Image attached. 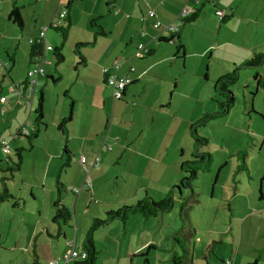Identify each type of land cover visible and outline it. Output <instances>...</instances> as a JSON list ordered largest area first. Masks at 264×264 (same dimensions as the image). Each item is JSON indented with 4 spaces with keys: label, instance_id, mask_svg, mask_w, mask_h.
<instances>
[{
    "label": "rangeland",
    "instance_id": "374dc122",
    "mask_svg": "<svg viewBox=\"0 0 264 264\" xmlns=\"http://www.w3.org/2000/svg\"><path fill=\"white\" fill-rule=\"evenodd\" d=\"M30 1L15 0L25 20L24 29L21 30L17 25L8 23L3 16L0 18V32L8 38L4 48L0 45V59L4 64L10 63V56L18 53L17 46L20 44L18 40L24 38L27 42L30 34L35 31L33 16L37 13L38 7H36L35 0ZM70 1L63 0L61 2V9H64L69 15L62 21V26L66 27L70 23L68 39L62 50L65 62L56 68L54 53H49L46 59L51 65L44 64V69L53 72L59 79L53 84L49 78L41 77L43 82L47 81L50 84L49 89L45 92V100H47L51 114L57 106L59 97L64 99L65 91L75 88V79L79 75L81 66L79 65V56L92 58L91 54L93 53L94 61H99L101 57L98 54L106 48L105 42L107 41L104 38H99L95 45L96 48H94L92 42L97 31L92 26L91 20L97 19L99 25L107 17L110 20L111 14L108 13L107 0H75L70 7H67V3ZM206 8L214 14L213 5L208 4ZM52 10L54 12L55 8L53 9L50 2L40 8L41 14L45 16L52 13ZM215 19L220 22L218 18ZM194 24L193 22L187 26ZM210 26L211 23L208 20L199 23L197 27L194 25L189 31L191 35L189 43H193L192 40L200 34L206 39L210 35V41L216 44L217 35L214 33L217 32ZM15 35L18 36V39L14 38ZM255 37H259L258 41L264 42V29L259 28V34ZM47 43L53 48L59 47L62 43L60 31L51 29L47 32ZM78 44L85 45L77 48ZM193 47L196 48L195 42ZM20 52L21 50L19 51L20 56L22 53L24 54V52ZM260 52H264V48ZM209 58V55L205 59L190 55L187 66H182L184 73L178 77L176 89V92L178 91L180 94L174 99L172 118L178 116L194 124L204 114L217 112L216 104L212 100L214 97L212 78H214L215 67H217V73L224 70L221 67L222 57L219 54L217 58L211 60ZM90 69L91 66L82 73L87 74ZM26 72L21 66L18 68L20 77L25 76ZM3 73L6 74L5 69H3ZM256 73L264 76V65L260 68L241 69L239 80L231 89L234 103L229 113L210 120L206 126L198 129V132L209 141L202 151L210 152L213 158L211 172L201 173L199 179L194 182L193 192L196 201L190 197L192 191L187 190L183 196L189 198L191 203L186 208V215H181V200L176 196L171 211L155 218H147L151 225L142 238H154L155 241L150 245L155 247L150 250L147 249L150 245L145 247L143 251L145 255L135 258L133 264H167L170 261H166L168 256L170 259L173 257L172 250L175 246H178L180 255L183 254L181 245L186 246L189 252L188 264H226L228 260H233L234 264H264V89L256 88L254 80ZM205 74L208 75V79L205 78ZM7 79L10 80L9 77ZM81 83L86 86L85 79L82 77L78 86ZM175 85L173 84L172 89L175 88ZM63 87H66L64 92ZM37 96L39 99L40 94ZM37 102L38 100L35 99L34 107H38ZM2 109L1 114L4 115L6 108H4V113ZM25 110V117L28 116L32 125L30 130L36 132L37 127L34 124L36 113L32 110L29 117L27 106H25ZM43 121L39 129L40 137H37L33 142V150L27 149L23 152L20 171L16 172L14 177L7 182L15 201L18 200L22 203V208H14L13 200L0 204V264H31L33 251L36 249L41 255L40 264H48L49 259H67L72 251V247L68 244L75 238L76 208L74 201L76 196L69 189L76 185L71 183L69 168L59 172L60 160H53L52 164L49 163L48 144H50L51 138L59 135L61 131L57 129V126L52 127L48 123V115L47 119L45 117ZM172 121L176 124V121L180 120ZM172 139L170 135H162L161 142L167 145ZM188 140L191 144L194 142L190 134ZM239 152L246 153L245 160L248 166L246 170L238 169L239 164H242ZM0 153L5 156L2 150ZM1 155L0 157H2ZM190 158H192L190 150H187L184 160L188 161ZM137 164L140 166L136 173L144 176V179H136L131 174L135 171L134 165ZM150 165L153 168H150ZM110 166L114 169L111 171V178L105 183L106 189L110 190L116 186L124 187L126 183V190L132 187L135 191L140 190V199L148 193L151 198L160 201L167 194L160 193V189L157 190V188L165 184L170 186L167 190L169 191L172 187L179 185L182 177L185 176L181 171L175 175L172 166L150 163L148 160H138L134 157L121 161L113 159ZM147 167L149 168L144 173ZM58 174L61 176L62 184L60 200H65L73 213L71 223L62 225L61 230L64 234L71 232L67 236H62V234L58 236L59 226L52 221L56 209L50 203L49 198L51 195H57ZM9 176L8 172H0V181L3 177ZM36 197L37 199H35ZM88 206L86 201L77 207V216L80 218L81 225L85 227L82 229V241L78 240L76 249L78 252L82 250L86 230L92 227L96 219L94 215H97L98 219H104L107 210H111L107 209L109 207L107 204L105 205L104 200H99V203L92 202L89 214ZM114 208L116 207L114 206ZM132 218L128 224H131ZM127 226L124 227L120 221L116 220L108 226H102L96 230L95 238L100 244L96 245L100 252L97 264H132V257H126L127 247L131 245L130 247L135 249L138 246L141 241L138 235L141 226L138 227L136 221L132 223L130 231ZM41 228H48L53 237L42 233ZM35 229L37 232L33 234ZM126 231L128 232L126 233ZM120 253H122L121 260L118 261Z\"/></svg>",
    "mask_w": 264,
    "mask_h": 264
},
{
    "label": "crops",
    "instance_id": "0c3cea01",
    "mask_svg": "<svg viewBox=\"0 0 264 264\" xmlns=\"http://www.w3.org/2000/svg\"><path fill=\"white\" fill-rule=\"evenodd\" d=\"M33 1L31 0L30 2ZM35 1L37 3L36 7H38L37 13L33 16L35 31L30 34V38L34 39L38 37L40 31L50 28L54 18L63 10L61 9L63 0ZM48 2L53 5L55 10L45 16L41 14L40 8ZM106 2L108 13L111 14V17L109 16L110 20L107 17L100 26L104 28L107 34L104 37H95L94 35L92 42L94 48H96L95 45L98 43V39L104 38L107 41L105 42L106 48L101 51L102 54H98L101 57L99 61H94L95 56L93 53L91 54L93 59L79 56V65L81 66L79 75L75 79V88L69 91H65L66 87L62 89L63 92L65 91L64 97L69 99L71 104L65 98L59 97L57 106L51 114L50 107L47 105V100H45V92L49 89L50 84L47 81L43 82L42 78H52L55 82L50 80L54 84L59 77L56 78L53 72H48L46 69H44V76L38 78V86L31 97L27 96L26 90H23L21 95L19 94V85L26 81L29 67L33 61L30 59V49L33 46L29 42L30 38L27 42L24 38L18 40L20 42L19 46H17L19 50L18 53L13 55L14 61L4 64L2 59H0V99H7L5 104L0 101V123L2 124L0 126V149L3 142H7L12 150L8 157L2 156L0 153L2 156L0 157V172H4L8 167L14 166L10 164L8 159L13 157L17 150L30 148L24 129H27L30 134L33 131L30 130L32 125L30 120H28V116L27 118L25 117V106L28 107V115L30 117L32 110L36 113L37 107H34L35 99L38 100V107L41 102L43 118L46 117L47 119L48 115V123L52 127L57 126V129L63 120L69 116L71 117L70 122L67 124L69 165L65 166L66 160H64V157L66 155L64 154V135L62 133L51 138L47 147L49 152L47 158L51 164L53 160H60L59 172L69 168L71 171V174H69L71 183L76 185L69 189L76 196L74 201L76 229L74 230V240H70L68 244L70 245L71 242H74L75 251H77L78 240L82 241V229H85L77 216L78 205L87 201L89 214L92 202L99 203V200L105 201V205L107 204L109 207L107 209H117V207L119 209L121 206L131 205L133 202L140 200V190L135 191L133 187L126 190V183L124 187L116 186L110 190L106 189L105 183L111 178V171L114 169V167L110 166L113 159H120L121 161L125 158L134 157L138 160H148L150 163L165 164L169 167L172 166L176 175L178 171L182 172L181 165L186 162L184 158L187 156V150H190L192 155L194 144H191L188 140L192 123L175 115L172 118V105L175 97L180 94L178 91L176 92L177 79L181 77V73H184L182 66H187L189 56L193 55L200 59H205L209 55L211 60L212 58H217L219 54L222 57L221 67L224 71L217 73V67L214 68V78L212 79L216 83L221 76L230 73L229 71L232 72L235 67L247 62L252 54L264 48V42L258 41L259 37H255L259 34V28L264 29V0H201V4H197L196 7L191 4V7L201 9L199 18L194 22V25L197 27L201 22L210 21V28L215 29L217 32L214 33L217 35V40L215 44L210 41V35L206 39V37L199 34L198 37L192 40L196 44V48H194L193 43H189L191 40L189 31L194 25L187 26L184 23L180 27L179 33V39L185 48L184 55L181 52L176 54V43H171L170 41L160 42L162 38H168L171 35L164 27L155 28L154 22L158 20L162 23V26L173 24L178 19L183 6L187 5V0H107ZM14 3L15 0H0V18L3 16L8 23H11L9 15ZM208 4L214 6V14L206 8ZM68 6L69 2L67 3ZM151 9L155 11L156 18L149 17ZM217 10L224 12L225 17L219 18L216 15ZM68 17L69 15L66 18ZM21 18L25 24L23 15ZM215 18H218L220 22H217ZM224 18H226V21H223ZM70 20L72 22V15ZM47 32L45 34V45L55 50L53 46L47 43ZM117 33L118 35H116ZM14 38L18 39V36L15 35ZM7 39L0 32V45L3 48ZM205 41L207 42L204 43ZM79 45L84 46L85 44ZM140 46H144L151 53L142 52L143 57H137L135 53ZM20 50L24 52L21 56L19 55ZM49 53L53 52L46 51L44 53L45 59ZM115 62L119 63L116 74L128 76L132 79V83L127 87L120 100L114 99V90L108 87L105 82L108 75L115 73L113 67ZM20 66L27 71L25 76L20 77L21 75L18 74ZM90 66L91 69L87 74L82 73ZM3 69L6 70V74L3 73ZM8 77L10 80L7 79ZM81 77L85 79L86 86L82 83L78 86ZM209 78L211 77L209 76ZM173 84H176L174 89H172ZM39 94L40 98L38 99L37 95ZM181 95L185 97L183 93ZM58 96L61 95L58 94ZM170 99H172V102H170ZM2 107L6 108L4 115L1 114ZM36 119L37 114L34 121ZM174 119L180 121H176L177 123L175 124L172 121ZM162 135H170L173 139L166 145L161 142ZM38 137H40L39 134ZM108 144H112L113 149L111 151L106 148ZM97 157L100 159V164L97 168L91 169V164ZM139 166L138 164L134 165L135 171L131 172V174L136 179H144V176L136 173ZM149 167L153 168L152 165ZM59 178L61 180V176ZM87 180L90 182V187L83 189V184ZM137 187L139 188V186ZM169 187L163 184L157 190L160 189L159 192L165 195ZM73 188L80 189V191L74 193ZM56 198V194L51 195V198H49L53 207ZM61 202L64 205L67 204L63 199ZM67 206L69 205L67 204ZM96 216L94 215V218H97ZM134 221L138 223V227L141 226L139 234L137 233L141 241H139L135 249H132L131 245L127 247L126 257H132V264L135 258L140 255L144 256L145 247L155 241L154 238H142L149 230V225H151L149 220L142 216H134L132 218L131 224L127 226L128 231L131 230L130 228ZM36 232L35 229L33 234ZM41 232L51 236L48 228H41ZM62 233L67 236L71 232ZM95 242L96 245H100L97 238H95ZM82 251L83 247L79 252ZM174 254L180 255L178 246H175L172 250V255ZM121 255L122 253L119 254L118 261L121 260ZM39 256L41 257L40 254ZM54 260L61 259H49L48 262ZM166 261H169L167 264H171L172 258L170 259L168 256ZM69 264H72V262Z\"/></svg>",
    "mask_w": 264,
    "mask_h": 264
},
{
    "label": "trees",
    "instance_id": "16d2710c",
    "mask_svg": "<svg viewBox=\"0 0 264 264\" xmlns=\"http://www.w3.org/2000/svg\"><path fill=\"white\" fill-rule=\"evenodd\" d=\"M75 1V0H71L69 2V6L71 5V3ZM201 0H199L198 3H194L192 1H188L187 0V5L183 6V8L186 7V9L189 10V13L187 15V17L180 19V17H178V19L173 23V24H168L166 26H162L161 23V27L170 32V30H168V26H175L176 30L173 32H170V35L168 38H162L160 40V42H174L177 44V51L176 54L180 53L182 55H184V45H182L180 39H179V33H180V27L185 23V24H190L193 22H196L197 19L199 18L201 9L200 8H193L191 7V4L195 5V7L197 6V4H201L200 3ZM192 5V6H193ZM182 8V9H183ZM181 9V11H182ZM150 11H154V10H150ZM149 11V12H150ZM181 11L179 13V16L181 14ZM220 11V10H217ZM155 13V11H154ZM217 13V12H216ZM21 13H20V9L19 7L16 5V3L13 4L12 7V11L11 14L9 15V21L15 25H17L19 27V29H23L24 27V23L23 20L21 18ZM150 17V16H149ZM151 18H156V14L154 17ZM220 18V17H219ZM223 21H226V18L223 19ZM159 22L158 20H155L154 23ZM91 24L94 26V28L96 29V33L94 34L95 37H104L107 33L104 30V28L102 26H100L97 23V19H93ZM53 29V28H52ZM57 31H60L61 36H62V43L59 47H56L54 50V58L56 60L55 62V66L56 68L63 62H65V57L63 55V47L65 46V43L68 39V33L70 32V23H68V25L66 27L61 26L59 28L56 29ZM82 45H77V48H80ZM144 47V46H143ZM146 49V48H145ZM146 54L151 53V51H148L147 49L145 50ZM44 54V45L42 44H35L34 46H31L30 49V59L31 61H35L39 58H41ZM10 60L14 61V57L10 56ZM264 65V52H255L254 54H252L251 58L247 60V62L243 63L240 66L235 67L232 72L227 73L226 75L221 76L216 83H214L213 86V91H214V97L212 98L213 102L216 104L217 107V112L216 113H206L202 116L201 119H199L198 121H196L194 124L191 125L190 129H189V133L190 136L192 137V139L194 140V150L193 153L191 155L192 158H190V160L182 163L181 165V169L182 172L185 176L182 177L180 184L177 186L172 187L165 198L161 199L160 201H156L153 198H151L149 196L148 193L145 194V196L136 201L135 204H131V205H126L123 207H120L119 209H111L109 211H107V215L106 217L103 218H96L93 222L92 227L89 230H86L85 233V238H84V242H83V251H85L87 253V257L83 258V259H74L72 260V264H97V260H99V250L96 246V242H95V232L96 230H98L99 228H101L102 226H108L110 223H112L115 220L120 221L124 227L127 226L129 220L134 217V216H142L143 218H155L158 217L162 214H166L167 212L171 211L173 206H174V202L176 200V196L179 197V199L181 200L180 203V210H181V215L184 216L187 214L186 208L188 206V204L191 203V201L189 200V198H185V196H183L184 192L187 190H191V196L193 198L194 201H196V198L194 197V192H193V188H194V182H196L199 179V176L201 173H206V172H211V168H212V155L210 152H205L202 151V148L206 147L207 144L209 143L208 138H205L204 136H202L199 132L198 129L201 127H204L207 125V123L210 120H215L218 117H221L223 115H225L226 113H229V111L231 110V107L233 106L234 103V95L231 91L232 87L238 82L239 80V74H240V70L243 68H260ZM207 79V75L205 77ZM51 80H53V82H55L54 79L49 78ZM254 80H255V85L257 89H264V76H260L259 73H256L254 75ZM122 99V98H121ZM41 107H42V103L40 102L39 107H37L36 109V114H37V119L34 122V124L36 125L37 129L36 132L34 131L32 134L28 133L27 139H28V143L30 146V150L33 148V142L34 140L38 137L39 134V128L40 125L44 122L43 121V113L41 111ZM71 117L69 116L68 118H66L65 120H63L62 123H60L58 125V130L61 131V133L64 135L63 138V144H64V154L66 155V163L65 166L69 165V161H70V156H69V150H68V131H67V124L70 122ZM108 147H111L110 149ZM106 148L108 151H111L113 149L112 144H108L106 145ZM27 149H19L17 150V152H15V154H13L14 157H11L8 159V161L11 163H13L14 166L8 167L6 171H4L5 173H9L10 176L9 177H4L1 181V189H0V204L1 203H5V202H9L11 200L14 201V208H22V203H20L18 200L15 201V198L13 196V194H11L9 188H8V184L7 182H9L13 177L14 174L16 172H18L20 170V167H22V162H23V152H25ZM98 158V157H97ZM239 158L242 162V164L240 163L238 166V169L242 170H246L248 169V166L246 165V153L244 152H239ZM99 159V158H98ZM95 162V160H94ZM93 162V163H94ZM92 163V164H93ZM91 164V166H92ZM100 164V159L98 161V166ZM97 166V167H98ZM97 167H91V169H95ZM60 174L58 176V183H57V198L54 202V207L56 209V212L54 213L53 216V222L56 223L59 226L58 229V236L60 234H62V225H69L71 223V221L73 220V216H72V211L70 209L69 206L64 205L60 199H61V188H62V184L60 182ZM182 246V250H183V254L182 255H177L174 254L172 257V263L171 264H188L189 263V258H188V254L189 252L186 249V246L181 245ZM155 246H150L147 249L150 250ZM37 250V249H36ZM34 250L33 251V262L31 264H40L39 262V254L37 253V251ZM145 255V254H144Z\"/></svg>",
    "mask_w": 264,
    "mask_h": 264
},
{
    "label": "built area",
    "instance_id": "2783aa9c",
    "mask_svg": "<svg viewBox=\"0 0 264 264\" xmlns=\"http://www.w3.org/2000/svg\"><path fill=\"white\" fill-rule=\"evenodd\" d=\"M188 1H192L194 3H198L199 0H188ZM189 13V10L185 8L182 9L181 11V14H180V19L182 18H185L187 17ZM68 13L63 9L59 12V14L54 18L53 22H52V25L50 26V28H45L44 30L40 31L39 32V35L38 37H36L35 39L34 38H30L29 39V42L31 44H33V46L35 44H42L44 45V53L46 51L48 52H54V50L51 48V47H48L45 45V34L48 30H51L52 28L53 29H57L59 27L62 26V21L65 20V18L67 17ZM216 15L220 18H223L225 17V14L224 12L222 11H217ZM149 16L150 17H154L155 16V13L154 11H150L149 12ZM154 26L155 28H160L161 27V23L160 22H156L154 23ZM168 30H170V32H173L176 30V27L175 26H168L167 27ZM145 47L143 46H140L138 47V50H136V53L135 55L139 58H142L143 57V54L142 52L146 53L145 52ZM48 63V65H50V63L45 59V56L43 54V56L35 61H32L31 62V66L29 67V70H28V76L26 78V81L19 85V94L21 95L22 94V91L23 90H26L27 92V96L28 97H31L32 94L35 92L36 90V87L38 86V78L39 77H42L44 76L45 74V70H44V64ZM114 66V70H115V73L113 74H110L107 76V79H105V82L106 84L108 85V87L112 88L114 90V94H113V97L115 100H120L122 98V96L124 95L125 93V90L127 89V87L132 83V79L128 76H119L116 74V71L118 70L119 68V63L118 62H115V64H113ZM1 103L2 104H5L7 99L6 98H1L0 99ZM4 108L2 109L3 113H4ZM24 132L28 135V130L27 129H24ZM109 149L111 147H108ZM2 150L3 154L5 156H9L12 152L11 150V146L9 143L7 142H3L2 144V148L0 149ZM98 161L99 159L96 158L95 159V162L92 164V168L93 167H97L98 166ZM90 187V182L89 180L86 181L85 184H83V189H86L87 187ZM74 191V193H78L80 191V189H77V188H73L72 189ZM70 246H72V251L69 255V257L67 259H61V260H54V261H49L48 264H69L70 262H72V260L74 259H83L85 257H87V253L85 251H82V252H77L74 250V242H71ZM226 264H233V261L232 260H228L226 262Z\"/></svg>",
    "mask_w": 264,
    "mask_h": 264
}]
</instances>
